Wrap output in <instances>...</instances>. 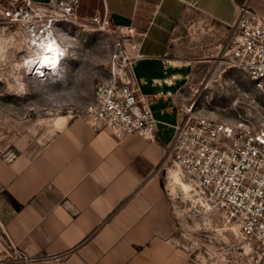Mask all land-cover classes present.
Segmentation results:
<instances>
[{"label": "crops", "instance_id": "obj_1", "mask_svg": "<svg viewBox=\"0 0 264 264\" xmlns=\"http://www.w3.org/2000/svg\"><path fill=\"white\" fill-rule=\"evenodd\" d=\"M83 1H103L116 24L146 31L134 69L157 131L118 138L81 116L36 120L13 157L0 159L5 232L14 248L41 257L35 264H194L178 239L164 161L196 66L177 42L180 23L199 11L226 40L240 7L264 13V0Z\"/></svg>", "mask_w": 264, "mask_h": 264}, {"label": "built area", "instance_id": "obj_2", "mask_svg": "<svg viewBox=\"0 0 264 264\" xmlns=\"http://www.w3.org/2000/svg\"><path fill=\"white\" fill-rule=\"evenodd\" d=\"M99 7L92 13L83 0H0L5 19L20 27L34 49L51 40L62 43L77 25L108 31L111 75L95 85L82 116L118 138L132 133L151 137L157 119L134 69L143 56L146 31L132 23L116 24L103 1ZM222 54L230 68L242 71L264 93V13L242 5ZM164 161L166 178L177 169L206 206L223 214L249 240L256 264H264V120L218 121L198 116L194 104H188L181 109ZM14 249L27 264L41 258Z\"/></svg>", "mask_w": 264, "mask_h": 264}, {"label": "rangeland", "instance_id": "obj_3", "mask_svg": "<svg viewBox=\"0 0 264 264\" xmlns=\"http://www.w3.org/2000/svg\"><path fill=\"white\" fill-rule=\"evenodd\" d=\"M99 5L91 3L85 10L94 13ZM223 30L220 23L195 10L180 23L177 42L182 54L196 64L186 86L188 104H194L198 116L218 121L261 122L264 93L242 71L229 67L222 54ZM62 40L69 49L63 72L31 74L22 62L34 51L20 27L0 10V159L13 157L14 143L36 120L60 114L83 117L82 109L93 99L95 85L110 78L108 31L77 25ZM166 183L175 197L178 239L192 252L194 264H256L249 240L238 227L225 225L223 214L207 210L195 190L186 193L179 185L174 188L171 176ZM0 264H27L15 251L1 220Z\"/></svg>", "mask_w": 264, "mask_h": 264}, {"label": "bare ground", "instance_id": "obj_4", "mask_svg": "<svg viewBox=\"0 0 264 264\" xmlns=\"http://www.w3.org/2000/svg\"><path fill=\"white\" fill-rule=\"evenodd\" d=\"M64 36H66V35H64ZM49 47L53 48L55 51L49 52L48 51ZM30 49L34 52L32 54H29L28 56H26L22 63H23V65L30 67L29 72L31 74L38 73L40 70L50 71L54 75H59L63 72L65 60L67 59V56L69 55L68 54L69 49H66L60 40L56 39V40L47 41L46 44L43 45L42 47H39L37 49L30 47ZM45 56L56 58V60H57L56 66L51 67L49 65V66L45 67L42 64V61L44 60ZM170 176L172 178L174 188L179 185L182 188V190L185 191L186 193L194 190L193 187L191 186L190 182L186 181L180 175V173L177 169H173L171 171ZM207 210L214 212V213H217L211 206H207ZM224 223H225V225L228 224L225 221H224ZM233 227L237 228V226H235V225H233ZM237 230H238V228H237Z\"/></svg>", "mask_w": 264, "mask_h": 264}, {"label": "snow or ice", "instance_id": "obj_5", "mask_svg": "<svg viewBox=\"0 0 264 264\" xmlns=\"http://www.w3.org/2000/svg\"><path fill=\"white\" fill-rule=\"evenodd\" d=\"M49 52H54L55 50L51 47L48 48ZM56 58L53 57H49V56H45L44 60L42 61V64L47 67V66H51V67H55L56 66ZM40 75H44L43 72L40 73Z\"/></svg>", "mask_w": 264, "mask_h": 264}]
</instances>
